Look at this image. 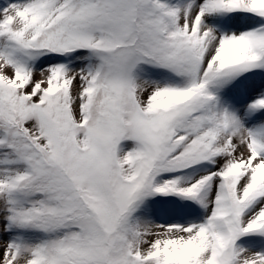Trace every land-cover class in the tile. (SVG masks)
<instances>
[{"label":"snow or ice","instance_id":"obj_1","mask_svg":"<svg viewBox=\"0 0 264 264\" xmlns=\"http://www.w3.org/2000/svg\"><path fill=\"white\" fill-rule=\"evenodd\" d=\"M0 264H264V0H0Z\"/></svg>","mask_w":264,"mask_h":264}]
</instances>
